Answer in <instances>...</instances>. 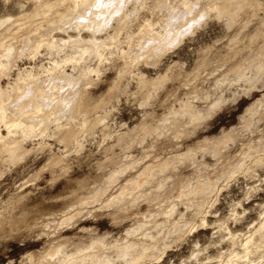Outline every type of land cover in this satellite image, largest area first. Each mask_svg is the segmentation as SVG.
Returning <instances> with one entry per match:
<instances>
[{
    "label": "clouds",
    "instance_id": "1",
    "mask_svg": "<svg viewBox=\"0 0 264 264\" xmlns=\"http://www.w3.org/2000/svg\"><path fill=\"white\" fill-rule=\"evenodd\" d=\"M261 97L264 0H0V264H264Z\"/></svg>",
    "mask_w": 264,
    "mask_h": 264
},
{
    "label": "bare ground",
    "instance_id": "2",
    "mask_svg": "<svg viewBox=\"0 0 264 264\" xmlns=\"http://www.w3.org/2000/svg\"><path fill=\"white\" fill-rule=\"evenodd\" d=\"M261 106H264V97L258 98L256 101L250 104L249 111L245 116V120L247 123L251 124L254 120L258 118V110L261 108ZM5 134H6V130H5ZM208 149L210 151L213 150V145L211 143L208 145Z\"/></svg>",
    "mask_w": 264,
    "mask_h": 264
},
{
    "label": "rangeland",
    "instance_id": "3",
    "mask_svg": "<svg viewBox=\"0 0 264 264\" xmlns=\"http://www.w3.org/2000/svg\"><path fill=\"white\" fill-rule=\"evenodd\" d=\"M258 98H254V101H256ZM246 103H249V104H252L253 103V101H246ZM242 147V146H241ZM31 188V185H29V187L28 188H26L25 189V191H28L29 189ZM233 190L234 191H238V189H236V186L235 185H233ZM227 191V190H226ZM225 193H222V195H224ZM262 194H264V193H262ZM241 195H243V193H241ZM238 198V197H237ZM252 202H254V201H252ZM252 202H250V203H252ZM249 206V204H246L245 205V207H248ZM252 220H255V216H253L252 217ZM251 222V221H250ZM8 246L9 247H14V245H13V243L11 242V241H9L8 242ZM227 245H225V247H226Z\"/></svg>",
    "mask_w": 264,
    "mask_h": 264
}]
</instances>
